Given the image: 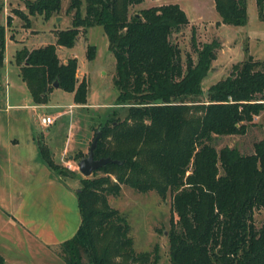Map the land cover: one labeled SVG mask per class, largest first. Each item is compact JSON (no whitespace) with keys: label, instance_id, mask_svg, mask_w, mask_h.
I'll use <instances>...</instances> for the list:
<instances>
[{"label":"trees","instance_id":"obj_1","mask_svg":"<svg viewBox=\"0 0 264 264\" xmlns=\"http://www.w3.org/2000/svg\"><path fill=\"white\" fill-rule=\"evenodd\" d=\"M144 1L70 0L72 27L58 31L55 44L23 47L15 54L34 104L46 105L57 84L73 94L74 104L84 106L87 83L77 82V60L62 63L56 47L72 48L78 28L100 26L115 59L117 105L127 108L123 119L108 114L97 129L94 159L116 163L80 180L76 198L81 223L61 246L60 258L63 264H157V247L136 252L126 217L109 206L108 198L118 197L125 186L155 192L163 201L170 197V264H264V226L257 228L253 220L255 211H264V138L246 155L233 147L217 150L212 144L216 138L245 136L264 111V61L254 60L245 47L243 61L203 92L217 41L199 46L193 36L195 59L187 55L182 62L181 51L170 39L188 25L185 13L178 4H168L130 16V7ZM255 3L264 20V0ZM246 4L214 0L220 24L243 27ZM61 5V0H35L29 14L49 20ZM4 51L0 26V80ZM38 148L54 175H71L54 162L41 138ZM0 264H5L1 256Z\"/></svg>","mask_w":264,"mask_h":264},{"label":"rangeland","instance_id":"obj_2","mask_svg":"<svg viewBox=\"0 0 264 264\" xmlns=\"http://www.w3.org/2000/svg\"><path fill=\"white\" fill-rule=\"evenodd\" d=\"M61 1V11L49 20H44L37 14H29V5H32L35 0L1 1L0 26L3 27L5 36L3 69H9L13 75L12 71L16 67L15 54L19 49L24 46L27 49L37 48L45 44L44 42H51L52 34L56 37L58 31L72 27L74 10L67 12L70 0ZM168 4H178L188 19V25L174 33L170 39L181 51L182 62L187 55L195 59L196 55L192 50L193 36L199 46L210 43L212 40L218 43L216 58L211 63L210 72L202 81L203 92L216 81L226 78L234 64L243 61L246 57L245 47L248 48V54L254 60L264 61V20L259 18L255 0L247 1L248 19L243 27L221 25L220 18L214 10V0H145L140 5L130 7L129 15ZM262 14L264 15V11ZM80 16H84V4L80 9ZM9 37L22 41L20 47L19 44L9 43ZM56 50L61 60L74 56L79 64V72L76 74L77 82L82 79L87 81L88 105L86 103L80 109L69 110L70 96L58 90L50 97L49 106L57 105L67 111V116L50 129L38 128L41 134L49 133V139L54 136L57 143L63 144L66 139L68 140L66 145L69 147V152L64 155V164L60 166L71 173L63 177L66 183L67 226H71L79 219L76 190L80 186V180L85 179L79 173L77 163L80 158L87 156L90 144L98 132L97 129L102 126L107 115L116 114L117 118L123 119L127 108L117 105L118 90L113 84L115 59L108 50V41L102 27H80L72 48L57 46ZM87 55H92L93 59L88 60ZM4 72L0 80L3 89L2 93L0 91L1 107L6 86ZM56 86L54 88L57 89L58 85ZM46 112L52 114L54 111ZM263 123L264 111L260 116L255 117L254 125L248 127L245 136L216 138L212 144L217 150L227 146L236 148L242 155L251 154L253 144L264 138ZM44 139L46 142V138ZM48 147L52 150L53 144L51 143ZM57 154L55 160L58 161ZM108 203L111 208L118 210L126 217L136 252H153L157 247V264H170L167 239L171 217L170 197L163 201L155 192L139 193L122 186L120 195L109 197ZM253 214L255 226L257 228L264 226V211H255Z\"/></svg>","mask_w":264,"mask_h":264},{"label":"crops","instance_id":"obj_3","mask_svg":"<svg viewBox=\"0 0 264 264\" xmlns=\"http://www.w3.org/2000/svg\"><path fill=\"white\" fill-rule=\"evenodd\" d=\"M9 38V43L20 47L22 41ZM50 41L37 48L55 44L54 34ZM58 58L66 63L75 57ZM3 71L6 86L2 107L0 103V256L5 264H63L59 255L61 246L76 234L81 217L79 213L77 222L67 226L65 180L54 175L41 161L38 140L41 138L44 142L46 138L45 145L53 144L54 151L49 150L58 165L64 164L63 157L69 152L68 140L57 143L54 136L49 139V133L41 134L38 128L54 127L67 116V111L57 105L49 106L50 97L60 89L54 88L46 105H36L18 67L13 69V75L9 69ZM65 94L70 96L69 110L84 107L74 104L73 94ZM48 110L54 112L49 114ZM44 115L53 119L51 125L39 123V117Z\"/></svg>","mask_w":264,"mask_h":264},{"label":"water","instance_id":"obj_4","mask_svg":"<svg viewBox=\"0 0 264 264\" xmlns=\"http://www.w3.org/2000/svg\"><path fill=\"white\" fill-rule=\"evenodd\" d=\"M54 87H57L56 84L54 85ZM99 137H100V133L97 132L94 136L92 143L90 144L87 156L80 158V160L77 163L79 173L85 178L91 177L104 165L116 163V161H112L110 158H103L99 160L94 159L93 152L97 145V141Z\"/></svg>","mask_w":264,"mask_h":264},{"label":"built area","instance_id":"obj_5","mask_svg":"<svg viewBox=\"0 0 264 264\" xmlns=\"http://www.w3.org/2000/svg\"><path fill=\"white\" fill-rule=\"evenodd\" d=\"M39 123L42 125V126H49L53 123V119L49 116H40L39 117Z\"/></svg>","mask_w":264,"mask_h":264}]
</instances>
